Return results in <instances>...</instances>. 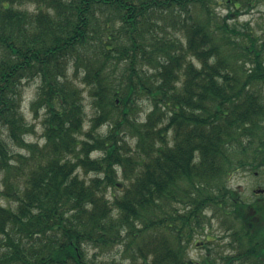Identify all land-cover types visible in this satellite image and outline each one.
Returning <instances> with one entry per match:
<instances>
[{
  "label": "trees",
  "instance_id": "obj_1",
  "mask_svg": "<svg viewBox=\"0 0 264 264\" xmlns=\"http://www.w3.org/2000/svg\"><path fill=\"white\" fill-rule=\"evenodd\" d=\"M225 1L221 17L218 0H0V264H264V203L229 184L264 168V33L228 24L264 0ZM215 209L240 252L197 262Z\"/></svg>",
  "mask_w": 264,
  "mask_h": 264
},
{
  "label": "rangeland",
  "instance_id": "obj_2",
  "mask_svg": "<svg viewBox=\"0 0 264 264\" xmlns=\"http://www.w3.org/2000/svg\"><path fill=\"white\" fill-rule=\"evenodd\" d=\"M219 3L215 4L216 12L219 16H224L227 13H230V9L234 8V3H226L225 0H218ZM241 14L228 19V24L231 26H236L238 30H244L247 26V23L250 22V26L253 27L256 35H261L264 33V1L259 2L257 7H253L252 9H248L247 7H241ZM198 63V62H197ZM72 73V72H70ZM38 81H32L29 85H27L24 92V99L22 103V112L24 113L27 121L34 126L33 131L27 135V139L30 142H39L40 145H43L46 142V138L44 136V110L39 111L36 114L32 110L33 102L36 98ZM83 88V96H84V105H85V126L84 129H89L91 125V117L95 114L94 108L92 105V99L87 94L85 87L81 85ZM264 90V85L262 86ZM152 108V103L148 97H141L139 100V109L137 111L138 116L142 118H146V115ZM264 124V122H263ZM30 125V126H31ZM108 129L107 124H104L100 127L101 132H106ZM132 145L135 144V140L129 139ZM98 156L96 152L94 155ZM81 177L86 179L95 176L91 171L89 173L85 172L83 169H79L78 171ZM119 178L121 174H119ZM231 187L235 188L240 192V196L245 200H251L252 196H254V190L257 188H264V169L262 172L257 175L254 174L253 171L247 172L244 170H240L235 172L229 181ZM115 190L114 188H110V191ZM111 194V193H109ZM216 213L212 210L208 212V216L210 217L209 225L206 229L195 236L194 241L189 246L188 255L193 258L197 262H202L205 256L209 253L210 256L217 260H222L221 256H228L230 254L238 255L239 254V246L233 245L231 241L236 238V235H233V229L231 228V224L228 222L231 220L230 217L224 215L221 211H217ZM228 219V220H227ZM227 221V222H226ZM236 244V243H235ZM123 247L120 245H115L111 247V249H105L101 251V256H123L122 252ZM94 249H91L89 252V256H92ZM232 264H252L248 261H234Z\"/></svg>",
  "mask_w": 264,
  "mask_h": 264
},
{
  "label": "flooded vegetation",
  "instance_id": "obj_3",
  "mask_svg": "<svg viewBox=\"0 0 264 264\" xmlns=\"http://www.w3.org/2000/svg\"><path fill=\"white\" fill-rule=\"evenodd\" d=\"M255 173L257 174L258 172L255 171ZM264 189H261V188H258L255 191V194L254 196H252L251 200H248V202H252V204H263L264 203V191H262ZM243 202L247 201L245 199H242ZM251 213H252V216H251V225H256V226H261V225H264V223H262L263 221L261 220L262 219V215L261 214H258L256 209L252 208L251 209Z\"/></svg>",
  "mask_w": 264,
  "mask_h": 264
}]
</instances>
